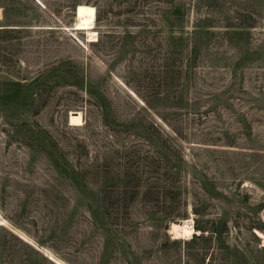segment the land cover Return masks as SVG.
Wrapping results in <instances>:
<instances>
[{
  "label": "rangeland",
  "instance_id": "rangeland-1",
  "mask_svg": "<svg viewBox=\"0 0 264 264\" xmlns=\"http://www.w3.org/2000/svg\"><path fill=\"white\" fill-rule=\"evenodd\" d=\"M261 233L264 0H0V264H264Z\"/></svg>",
  "mask_w": 264,
  "mask_h": 264
},
{
  "label": "bare ground",
  "instance_id": "bare-ground-1",
  "mask_svg": "<svg viewBox=\"0 0 264 264\" xmlns=\"http://www.w3.org/2000/svg\"><path fill=\"white\" fill-rule=\"evenodd\" d=\"M76 23L74 25V29L80 31H87L92 40L96 34L94 29L95 28V17H96V10L92 6L88 5H79L76 8ZM98 36V35H97ZM70 122L72 125H82L83 118L81 113L78 115H71ZM172 232L176 234L177 238H183L190 236L194 233V228L192 226V222L190 220L184 221L180 224L174 223L172 225ZM261 236L264 234L261 233Z\"/></svg>",
  "mask_w": 264,
  "mask_h": 264
}]
</instances>
